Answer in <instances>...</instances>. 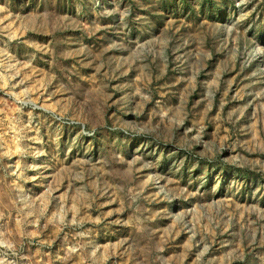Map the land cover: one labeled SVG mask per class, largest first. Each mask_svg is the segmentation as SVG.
Returning a JSON list of instances; mask_svg holds the SVG:
<instances>
[{
    "label": "rangeland",
    "instance_id": "obj_1",
    "mask_svg": "<svg viewBox=\"0 0 264 264\" xmlns=\"http://www.w3.org/2000/svg\"><path fill=\"white\" fill-rule=\"evenodd\" d=\"M0 264H264V0H0Z\"/></svg>",
    "mask_w": 264,
    "mask_h": 264
}]
</instances>
